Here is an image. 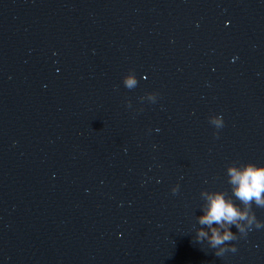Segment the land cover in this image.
Returning <instances> with one entry per match:
<instances>
[{
    "label": "water",
    "instance_id": "1",
    "mask_svg": "<svg viewBox=\"0 0 264 264\" xmlns=\"http://www.w3.org/2000/svg\"><path fill=\"white\" fill-rule=\"evenodd\" d=\"M249 163L264 0H0V264H264L199 223Z\"/></svg>",
    "mask_w": 264,
    "mask_h": 264
},
{
    "label": "clouds",
    "instance_id": "2",
    "mask_svg": "<svg viewBox=\"0 0 264 264\" xmlns=\"http://www.w3.org/2000/svg\"><path fill=\"white\" fill-rule=\"evenodd\" d=\"M128 88H132L136 81L128 78L125 81ZM217 128L223 126L222 119L213 121ZM229 183L233 185L234 196L244 205V211H241L231 200H226L223 194H204L208 201L206 214L199 218L201 225L208 226L211 231L209 238L210 247L216 249L224 246L225 242L237 240V236L233 235L228 230L229 226H235L241 236H246L248 231H251L252 226L259 229L262 225L255 218L252 212L253 203L260 208H264V167H257L253 164H246L242 169L230 167L228 169ZM178 186L172 189V193L176 194ZM240 222H244L241 224ZM213 224L219 225V228L224 229L223 234H220L219 229L212 227ZM207 237L204 231H198L197 240ZM225 251L236 252L235 247L226 246L220 251L215 252L216 256H223Z\"/></svg>",
    "mask_w": 264,
    "mask_h": 264
}]
</instances>
